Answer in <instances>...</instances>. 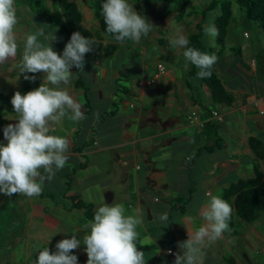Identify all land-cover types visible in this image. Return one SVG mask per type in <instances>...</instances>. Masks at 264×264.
Segmentation results:
<instances>
[{"label":"crops","instance_id":"crops-1","mask_svg":"<svg viewBox=\"0 0 264 264\" xmlns=\"http://www.w3.org/2000/svg\"><path fill=\"white\" fill-rule=\"evenodd\" d=\"M73 1L80 8L84 27L95 28L94 38L117 47L108 55L102 50L85 54L84 72L79 74L86 91L75 86L74 76L69 85H62L82 105L85 116L79 122L65 118L54 126L53 134L70 141L64 168L44 182L38 197L0 194V252L4 253L0 264H33V251L46 246L54 251L57 241L73 233L82 242L83 227L91 218L85 216L84 207H73L69 196L91 204L94 211L104 201L122 204L126 214L141 209L138 239L141 245H151L142 250L146 264H174L175 254L182 251L178 242L204 223L199 208L211 195L221 197L231 183L253 177L254 154L248 140L255 136L264 141V114L252 104L258 100L264 105L263 34L257 25L255 37L244 30V45L237 60L229 50L217 56L215 71L235 96L233 103L226 106L212 100L210 89L197 74L187 75L190 62L184 59L182 50L171 47L169 38H159L156 48L151 43L143 44L144 36L139 43H118L99 29L90 9L92 0ZM44 2L53 5L52 0ZM129 3L143 15L142 4L134 0ZM24 5V0H19L15 6L17 18L29 21L31 17L22 14ZM170 14L164 16L166 30L173 22ZM34 15L40 23L47 22L43 24L45 32H53L56 37L50 44L62 54L64 37L50 29L48 19L35 12ZM40 23H34V28H41ZM26 26L17 23V42L26 33ZM154 28L151 36L155 40L160 32ZM19 52L22 51L18 49L17 55L6 61L11 69L16 67L14 75L8 77L15 88L20 86ZM158 62L164 63L166 72L149 86L138 85L140 79L153 75ZM36 74L43 79V73ZM9 106L0 126V143H6L4 127L15 123L16 114L12 104ZM212 110L221 117L217 121L211 116L221 147L199 151L210 143L200 123ZM258 163L264 172V158ZM187 195L190 199L182 213L177 198ZM161 213L167 214L166 222L159 220ZM233 219L230 232L200 249L202 264H226L229 257L236 264H264V211L250 223L236 216ZM240 227L244 229L237 230ZM85 247L81 243L74 250L79 264H86Z\"/></svg>","mask_w":264,"mask_h":264},{"label":"clouds","instance_id":"clouds-1","mask_svg":"<svg viewBox=\"0 0 264 264\" xmlns=\"http://www.w3.org/2000/svg\"><path fill=\"white\" fill-rule=\"evenodd\" d=\"M101 15L106 33L121 44L126 40L139 43L154 27L129 0H103ZM17 23L15 0H0V64L17 55ZM203 31L213 41L219 35L214 22L206 24ZM55 39L53 32L46 33L43 28L24 37L20 74H24L25 80H35L36 76L28 73H43V79L38 87L23 94L15 91L11 97L15 123L4 127L6 143H0V194L4 196H40L44 182L53 179L69 159L70 141L53 134L54 126L65 118L73 122L85 119L82 105L62 85L71 83L72 67L84 72L85 54L91 51L95 41L73 32L62 54H58L50 44ZM189 43L182 27L175 26L169 37L171 47L182 50L184 59L199 69L198 78H210L218 57ZM232 211L228 201L211 195L199 208L204 223L186 240L178 242L182 251L175 254L174 264H202L200 249L206 242L220 240L225 232L231 231ZM142 217L143 211L139 208L126 214L122 204L104 201L84 225L82 242L73 233L70 238L57 241L54 251L48 246L39 248L34 264H79L73 253L81 243L86 246V264H146L145 253L137 246V228L142 224ZM158 218L162 222L168 219L166 213L159 214Z\"/></svg>","mask_w":264,"mask_h":264},{"label":"trees","instance_id":"trees-1","mask_svg":"<svg viewBox=\"0 0 264 264\" xmlns=\"http://www.w3.org/2000/svg\"><path fill=\"white\" fill-rule=\"evenodd\" d=\"M53 4H57L58 16H53L52 12L45 5H42L41 0H24L25 3L29 4L34 8L35 13L48 19L50 24L56 28L58 33L64 37V45L70 39L73 32H79L82 36L95 41L92 45L91 51L96 52L102 50L103 52L111 54L117 47L115 43L103 44L94 38V32L82 24V13L77 3L73 0H52ZM135 2L141 3L142 5L150 8L153 3H162L167 12L176 11L175 19L181 21L184 19L195 16L193 24L195 31H191L188 34L189 46L195 47L203 52L210 54H216L219 56L225 51V38L228 33V26L233 16V4H235L240 11L243 12L245 20L257 25L264 32V0H207L206 3L194 5L195 0H134ZM103 0H92L91 6L93 9L94 17L97 19L99 29L106 33V25L103 22V16L101 15V4ZM173 3V7L169 6ZM218 10V13L214 15L213 21L215 26L219 30V35L215 38L216 46L207 45L204 42V26L208 24L206 21L208 16L213 10ZM209 13V14H208ZM247 33H245L246 35ZM205 38V37H204ZM230 53L235 57H241V48L238 47H227ZM217 49V53H216ZM159 63V62H158ZM162 63V62H161ZM164 64V63H163ZM157 65V64H156ZM166 67V66H165ZM73 76L76 77L74 84L76 87H80L84 91L87 90L86 83L81 78L78 69L72 67ZM188 76L196 75L199 69L190 63L187 70ZM156 72V68L154 73ZM153 73V74H154ZM29 76L35 75V80H25L22 85L19 86L17 91L21 94L30 91L39 86L41 78L37 74L29 73ZM210 89L212 100L215 103H220L226 106H230L235 96L230 92L222 78L216 73L215 65L212 68V75L210 78L201 79ZM138 83V82H137ZM10 94V93H9ZM10 105V96L0 90V126L3 122V116L5 107ZM254 107V106H253ZM257 110V108H256ZM214 112L217 113V117L214 116ZM211 116L216 117L217 121L221 120L220 114L216 110H212L206 119L201 121L200 125L206 128L207 138L210 143L205 144L199 151H213L214 149L221 147V138L218 135L215 126L212 125ZM212 122V123H211ZM249 146L254 154L253 163V177L250 179H239L234 183H231L228 187L223 189L221 198L228 201L232 206V216L229 221V227L234 226L233 215L239 220L250 223L254 221L258 214L264 211V172L261 170L258 161L264 158V141L255 136H251L248 140ZM71 205L75 208L84 207L85 216L92 218L94 210L91 204H86L76 196H69L67 198ZM190 199V195L182 196L177 198V201H181V210L184 212L187 201ZM234 228V227H233ZM137 246L140 250L148 249L151 245H141L139 240ZM51 250V249H50ZM37 250L31 253V261L34 264L36 260ZM226 264H236V261L229 257L226 258Z\"/></svg>","mask_w":264,"mask_h":264},{"label":"rangeland","instance_id":"rangeland-1","mask_svg":"<svg viewBox=\"0 0 264 264\" xmlns=\"http://www.w3.org/2000/svg\"><path fill=\"white\" fill-rule=\"evenodd\" d=\"M18 1L19 0H15L16 2V5L15 6H18ZM207 0H195L193 1V4L194 5H199V4H203L205 5L204 3H206ZM41 3L42 5H45L47 8L51 10H53L54 12H52V15L54 16H58V13L57 12L59 9L57 7V4L55 3V5L53 4H50V6L48 4H45L44 0H41ZM141 4V3H140ZM155 4V5H154ZM25 8L23 10V15H27L29 17H31L28 20L26 19H22V20H18V23L20 24H24L26 26V24L29 26L27 27L26 26V33H23L24 35L21 36L20 40L17 42L18 44V49L19 51H23V47H24V37L26 34L28 33H33L37 30V28H34V23H35V26H36V23L38 22V24L40 23V20L37 21V17L36 15H34V8L31 7L29 4L25 3ZM170 7L172 6L173 7V3H171L169 5ZM134 8V7H133ZM143 8L144 10L142 11L143 12V16L146 17V19H148L153 25H154V29L159 31L160 32V35H158V38L154 40V38L151 36L153 35L152 32L150 31L149 33V36L148 37H145L143 40H142V43L143 44H149L151 43L154 48H156L157 46L155 45V43L158 41L159 38H164L166 41L168 40V38L172 35L173 31H174V26H181L183 31L184 32H191V31H195V27L193 24L189 23V21H192L193 23V20L195 19L194 15L191 17V18H188V19H184V20H181V21H177L175 19H173V17L175 16V12H171V14L169 15V18L171 21H173L171 23L170 26H168V30L165 29V21H166V16L167 15V9L166 7L162 4V3H153L151 8H148L146 6L143 5ZM92 9V8H90ZM135 9V8H134ZM218 13V10H213L210 15L208 16V19H207V23H211L213 21V18H214V15ZM209 14V13H208ZM34 18V20H33ZM36 18V19H35ZM42 19V17H39ZM245 17H244V14L242 11H240L238 9V7L233 4V16H232V20L228 26V35L227 37L225 38V51L229 50L227 47H230V46H233V47H238L240 46V48L242 47V45H244V30H246L247 32H249L251 35H254L255 37V33H257V29L254 27L255 25L247 20H245ZM32 21H35V22H32ZM177 21V22H176ZM43 24H47V22L45 20H41V23H40V27L44 29L43 27ZM170 27V29H169ZM50 29L52 30H56L55 27H50ZM15 30H17V28H15ZM92 31H96L94 27L91 28ZM261 30V29H260ZM261 34H263V37H264V32L261 30ZM170 33V34H169ZM259 34H257L258 36ZM188 36V35H187ZM206 36V37H205ZM205 37V38H204ZM208 36L204 33L203 34V39H204V42L209 45L208 43ZM210 39V38H209ZM260 43H263V40H260L259 41ZM210 45H213V46H216V40L213 39L211 40V43ZM22 47V48H21ZM224 51V52H225ZM223 52V53H224ZM22 52H19V55H21ZM229 55H232L231 53H229ZM233 57V56H232ZM235 60H237V58L235 57L234 58ZM237 62V61H235ZM18 69L20 68V64L19 66H17ZM16 67L14 66V68L11 69L10 65L7 64V62H4L3 64H0V90L5 92L8 96H10V101H11V97L12 95L14 94L15 91H17L19 88H15V86L13 85L12 82L9 81L8 77H10V75H14L15 73V69ZM17 69V71H18ZM188 72V71H187ZM5 74V75H4ZM17 75V74H16ZM229 75V74H228ZM18 76V75H17ZM18 81L20 83V85H22L23 83V79H24V76L20 75L18 76ZM10 93V94H9ZM11 104V102H10ZM8 107L10 106H7L5 107V109H7ZM235 217V215H233ZM242 229H244V227H240L239 231H241ZM139 240V239H138ZM36 247V246H35ZM37 247H40V246H37ZM4 254V253H3ZM3 254L1 255V252H0V262L3 258Z\"/></svg>","mask_w":264,"mask_h":264},{"label":"built area","instance_id":"built-area-1","mask_svg":"<svg viewBox=\"0 0 264 264\" xmlns=\"http://www.w3.org/2000/svg\"><path fill=\"white\" fill-rule=\"evenodd\" d=\"M165 72H166L165 65L163 63L159 62L156 65V72L151 77L140 79L137 84L140 86H149V85L153 84L156 81V79L160 75L164 74ZM252 104L255 108H257L258 112H260L261 114H264V105L261 106L259 104L258 100H253ZM213 114H214V116L217 117L216 112H214Z\"/></svg>","mask_w":264,"mask_h":264}]
</instances>
